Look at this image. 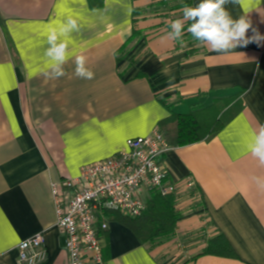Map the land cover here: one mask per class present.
<instances>
[{"label": "crops", "instance_id": "obj_1", "mask_svg": "<svg viewBox=\"0 0 264 264\" xmlns=\"http://www.w3.org/2000/svg\"><path fill=\"white\" fill-rule=\"evenodd\" d=\"M198 2L0 0V264H18V245L39 232L47 249L40 264H68L51 183L126 150L129 138L158 130L172 113L224 125L162 159L178 185L173 234L152 247L130 218L106 214L108 227L96 225L102 264H264V190L253 180L264 166L249 148L264 124V40L221 55L197 46L187 23L183 45L167 39L183 5ZM226 7L250 18L249 37L252 29L264 37V0ZM68 17L80 30L66 74L53 78L47 34ZM77 55L87 57L92 80L74 75ZM84 264L99 263L86 254Z\"/></svg>", "mask_w": 264, "mask_h": 264}, {"label": "built area", "instance_id": "obj_2", "mask_svg": "<svg viewBox=\"0 0 264 264\" xmlns=\"http://www.w3.org/2000/svg\"><path fill=\"white\" fill-rule=\"evenodd\" d=\"M126 146L109 158L84 165L77 178L51 183L56 223L66 235L68 264H84L86 254L103 263L96 225L101 220V229L108 227L107 213L139 217L153 193L178 192L162 160L173 146L160 131L129 138ZM192 187L187 183L188 189ZM18 250V264H40L47 256L44 233L23 240Z\"/></svg>", "mask_w": 264, "mask_h": 264}, {"label": "clouds", "instance_id": "obj_3", "mask_svg": "<svg viewBox=\"0 0 264 264\" xmlns=\"http://www.w3.org/2000/svg\"><path fill=\"white\" fill-rule=\"evenodd\" d=\"M236 3H239V0H199L194 6L183 5L182 17L170 22V31L166 38L180 41L183 45L182 37L187 23V32L197 42V46L206 47L221 55H231L238 47H246L249 43H259L264 40V37L255 29H252L253 36L247 35L249 29L252 28V21L248 16L241 15L233 18L226 5ZM79 30L80 25L77 19L72 17H68L66 22L58 27H50L45 56L51 62L53 78L66 74L63 66L70 56L71 34ZM163 71L165 75L169 74L167 68ZM74 75L85 80L94 78L95 73L87 67L86 56H75ZM249 148L258 164L264 166V124L260 125L258 130H252V141ZM253 180L259 189L264 190V177L255 176Z\"/></svg>", "mask_w": 264, "mask_h": 264}, {"label": "trees", "instance_id": "obj_4", "mask_svg": "<svg viewBox=\"0 0 264 264\" xmlns=\"http://www.w3.org/2000/svg\"><path fill=\"white\" fill-rule=\"evenodd\" d=\"M188 4V3H187ZM182 7L181 5L176 8ZM139 31L134 28L133 34L126 45L120 50L119 54L125 53L129 42L138 36ZM224 122L218 119L212 125H204L196 114H175L172 113L168 118L163 120L157 127L171 146L189 145L204 138L213 136ZM146 209L139 217H129L133 222L138 234L144 243H161L170 237L175 229L179 214L175 210V196H161L153 193L146 201ZM122 215L119 212H109L108 217ZM123 216V215H122ZM207 251L211 249H206Z\"/></svg>", "mask_w": 264, "mask_h": 264}, {"label": "rangeland", "instance_id": "obj_5", "mask_svg": "<svg viewBox=\"0 0 264 264\" xmlns=\"http://www.w3.org/2000/svg\"><path fill=\"white\" fill-rule=\"evenodd\" d=\"M163 242V241H162ZM161 242V243H162ZM161 243H157V244H155V243H151V242H148V244L150 245V246H152V247H157V246H159Z\"/></svg>", "mask_w": 264, "mask_h": 264}]
</instances>
